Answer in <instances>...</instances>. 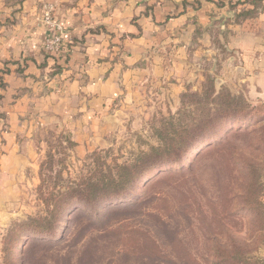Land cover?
I'll return each instance as SVG.
<instances>
[{
	"label": "rangeland",
	"instance_id": "374dc122",
	"mask_svg": "<svg viewBox=\"0 0 264 264\" xmlns=\"http://www.w3.org/2000/svg\"><path fill=\"white\" fill-rule=\"evenodd\" d=\"M57 6L56 2L44 4L35 22L59 32L54 18ZM48 10L53 26L44 22ZM227 16L219 24L224 30L215 29L222 36L213 42L220 50L215 61L204 64L201 73L191 70L183 94L173 102L160 95L149 106L137 107L106 143L77 148L54 125L32 132L27 181L17 183L0 206V264L10 260L19 225L28 219H47L48 193L74 187L99 172L108 173L115 164L130 165L152 148L181 158L152 171L118 202L102 204L94 211L77 206L63 216L53 233L19 239L12 252L13 264H212L215 238L224 246H230L236 236L248 238L249 214L240 211V197L247 160L257 163L254 168L264 183V101L251 98L245 85L230 78L231 54L224 45L233 23L254 16V11L240 12L233 19ZM58 32L43 40V50L51 57L60 51L50 52L47 42ZM209 90L213 94L206 101ZM219 94H229L243 116L187 150L186 128L195 121L215 123ZM251 253L264 258V246Z\"/></svg>",
	"mask_w": 264,
	"mask_h": 264
},
{
	"label": "crops",
	"instance_id": "0c3cea01",
	"mask_svg": "<svg viewBox=\"0 0 264 264\" xmlns=\"http://www.w3.org/2000/svg\"><path fill=\"white\" fill-rule=\"evenodd\" d=\"M242 1L0 0V206L27 181L35 129L59 126L77 148L106 143L137 107L173 102L191 70L215 61L227 15L254 11L224 45L230 78L264 101V0ZM54 2L59 32L35 22ZM53 32L62 47L51 57L43 40Z\"/></svg>",
	"mask_w": 264,
	"mask_h": 264
},
{
	"label": "trees",
	"instance_id": "16d2710c",
	"mask_svg": "<svg viewBox=\"0 0 264 264\" xmlns=\"http://www.w3.org/2000/svg\"><path fill=\"white\" fill-rule=\"evenodd\" d=\"M3 86V79L0 78V87ZM211 94H213V90L205 93L206 101L211 97ZM215 99L221 103L215 110V123L207 119L199 123L195 121L196 124L189 125L184 132L188 139L187 143L183 141L184 146L188 144L187 150L192 149V146L200 142L211 139L215 134L222 133L231 122L243 116V113L234 107L236 104L229 94H219ZM263 146L264 137L261 139V147ZM180 158L174 152L152 148L149 153L139 154L130 165L115 164L114 170L111 169L108 173L99 172L96 177L93 175L74 187L66 188L63 191L60 189L56 193H48L51 196L50 201H46L44 204L47 219H28L26 223L19 225L13 241V248L8 254L10 258L8 264H13L11 261L13 260L12 252L17 250L19 239L25 236L43 235L45 232L53 233V229L55 230L58 224L63 221V216L77 206H85L88 210L94 211L102 204L118 202L120 197L127 194L128 190L135 185L140 184L152 171L169 163H176ZM256 164L251 159L246 161L243 172L245 181L240 197L243 206L240 211L249 214L246 215L249 218L248 238L236 236L230 246H224L215 238L211 245L212 264H264V258L256 257L251 253L264 246V204L262 203L264 183L254 168ZM45 224L50 225L47 227ZM251 246L252 249H250Z\"/></svg>",
	"mask_w": 264,
	"mask_h": 264
},
{
	"label": "built area",
	"instance_id": "2783aa9c",
	"mask_svg": "<svg viewBox=\"0 0 264 264\" xmlns=\"http://www.w3.org/2000/svg\"><path fill=\"white\" fill-rule=\"evenodd\" d=\"M52 17L50 15V10H48L47 12H45L44 14V22L48 25H52ZM61 47H62V40H61V37L60 35H54L53 37H50L48 39V42H47V49L50 50V52H54V53H57L61 50Z\"/></svg>",
	"mask_w": 264,
	"mask_h": 264
}]
</instances>
